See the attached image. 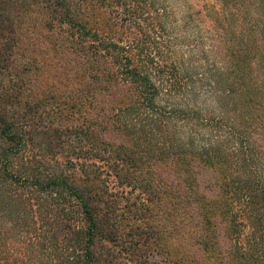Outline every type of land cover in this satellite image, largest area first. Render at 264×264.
<instances>
[{"label": "trees", "instance_id": "1", "mask_svg": "<svg viewBox=\"0 0 264 264\" xmlns=\"http://www.w3.org/2000/svg\"><path fill=\"white\" fill-rule=\"evenodd\" d=\"M187 1L0 0V264H264V0Z\"/></svg>", "mask_w": 264, "mask_h": 264}, {"label": "rangeland", "instance_id": "2", "mask_svg": "<svg viewBox=\"0 0 264 264\" xmlns=\"http://www.w3.org/2000/svg\"><path fill=\"white\" fill-rule=\"evenodd\" d=\"M209 1H210V3L213 2V0L212 1L209 0ZM171 2L173 4H175L178 7V9H180L178 13H179V17L182 18L184 16V14L187 12L186 10L188 9V6L185 4V2H187L193 6V3H195L196 1H192L193 3H191L190 1H187V0H185L184 2L181 0H171ZM201 4H202V2L197 3V6H194L193 9H195V10L199 9ZM27 16L33 17V18L36 17L35 15H32V14H28ZM206 28H207V26L201 25V30H199V32H196V28H194L192 34L181 35V40L184 39L182 41L185 43V45H188V46L193 45V48H191V49L186 48L184 46H183V49H184V51H187L188 49L190 50V54H191L192 58L194 59V62L198 60V59H196V57L201 55V51H202L201 45H203L201 42H202V40L206 39V38L204 39ZM35 33L37 34V37H38L37 43L35 45L37 47L36 53H37V55L41 56L45 53L46 48L48 46V43L45 41L46 37H47V31L44 32L41 30H38V31L36 30ZM209 33H213V32H209ZM32 35H34V34H32ZM197 36H200V37L203 36V39L199 40V39H197ZM207 38H209V36ZM52 43L53 42H51V45H50L51 49H52ZM199 64H200V61H199ZM203 68H205V66ZM203 102H204V100L201 99L199 105L204 109L206 107H204L202 105ZM206 104H207V108H209L210 105H213V103L210 100L206 101ZM203 129L204 128L200 129V131L202 132ZM216 134L218 135V133H216ZM208 135H209V139H210L211 136L215 135V132H213V130L212 131L210 130ZM153 252H154V254H150L148 256L149 261L153 262V263H157V264H162L165 261V259L163 257L164 255L159 254L158 251H155V250H153ZM142 259H143V257H142ZM129 260H132L130 255L123 254V253L121 254V257L119 258V262H122V263L123 262L128 263V262H130Z\"/></svg>", "mask_w": 264, "mask_h": 264}]
</instances>
